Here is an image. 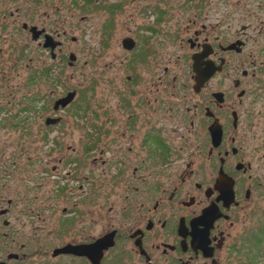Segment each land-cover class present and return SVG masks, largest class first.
<instances>
[{"label": "flooded vegetation", "instance_id": "af4514ba", "mask_svg": "<svg viewBox=\"0 0 264 264\" xmlns=\"http://www.w3.org/2000/svg\"><path fill=\"white\" fill-rule=\"evenodd\" d=\"M82 4L0 0V264H264V0H144L90 104Z\"/></svg>", "mask_w": 264, "mask_h": 264}, {"label": "rangeland", "instance_id": "374dc122", "mask_svg": "<svg viewBox=\"0 0 264 264\" xmlns=\"http://www.w3.org/2000/svg\"><path fill=\"white\" fill-rule=\"evenodd\" d=\"M143 2L144 0H94L92 5H86L85 0H83L82 8L77 10V15L80 14L84 18L82 25L84 27L83 36L85 44L83 47L71 46L69 48L80 56L84 65L83 70L79 74L84 76L83 80L85 87L83 94L85 104L92 103V88L94 87L92 79L95 80L93 75L96 77L97 71H100L101 77L112 76V70L109 67L110 63L113 62L112 55L118 54V51L121 52V39L125 36H129L130 32L134 33L138 25L142 22V16L134 12V10L136 7L141 6ZM112 4H119L121 6L120 10L111 11L110 5ZM93 56H97L98 60L93 58ZM20 70L23 71L22 68ZM71 72L72 70L68 69V73ZM103 87L106 89L108 84L104 83ZM82 135L83 132L78 127H69V138L67 141L69 149L81 150L79 143L82 141ZM0 147L3 148L4 151L14 150L12 144L9 142H0ZM70 204L71 202L68 204L69 208L71 207ZM83 208L88 213L94 211L91 204H85ZM106 211H108V205L103 209L104 213H106ZM58 215L59 213L56 214V217ZM54 221V216L47 218L44 216L41 221H35L34 226L38 228L36 232L39 233L41 231L39 233L40 235L47 236L49 231H52L56 227ZM258 228L264 230V216H262V213ZM32 231H29L28 234L33 235ZM92 233L95 234L94 232ZM38 238L39 239L36 240L37 244L41 246L47 245L50 248L61 245L66 241L65 239L56 237L53 232L49 237H45V239ZM49 258L45 259L36 256L31 261L36 264H77L76 261L67 258L63 260H48Z\"/></svg>", "mask_w": 264, "mask_h": 264}, {"label": "water", "instance_id": "95a60500", "mask_svg": "<svg viewBox=\"0 0 264 264\" xmlns=\"http://www.w3.org/2000/svg\"><path fill=\"white\" fill-rule=\"evenodd\" d=\"M127 42H131L130 43L131 44L130 48L133 46V42L130 39L124 40L123 44H124L125 48L129 49V46L127 45ZM104 241H105V239L104 240H100V241L96 242L94 245L91 246L94 249L95 248L96 249H99V256L97 257L98 260H97L96 264H98L99 261L102 258V254H103L102 251L105 250V249H107L110 246V244L105 245L104 244ZM83 249L84 248H81V247H71V246H67L65 248H62V249H59V250L54 251L53 256L58 255V254H61V253H68L69 251L72 252V253H75V254H78V253L81 254L80 251H82ZM89 254L93 255V253H89Z\"/></svg>", "mask_w": 264, "mask_h": 264}, {"label": "trees", "instance_id": "16d2710c", "mask_svg": "<svg viewBox=\"0 0 264 264\" xmlns=\"http://www.w3.org/2000/svg\"><path fill=\"white\" fill-rule=\"evenodd\" d=\"M92 3H93V0H89L87 5H92Z\"/></svg>", "mask_w": 264, "mask_h": 264}]
</instances>
